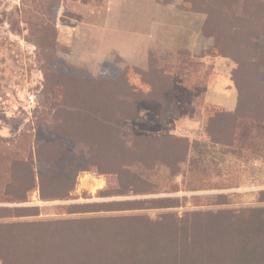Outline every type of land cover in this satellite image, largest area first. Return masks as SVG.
Listing matches in <instances>:
<instances>
[{
    "label": "trees",
    "instance_id": "1",
    "mask_svg": "<svg viewBox=\"0 0 264 264\" xmlns=\"http://www.w3.org/2000/svg\"><path fill=\"white\" fill-rule=\"evenodd\" d=\"M35 1L23 0L28 13L46 14L42 0ZM185 3L205 15L202 32L213 45L203 55L229 58L236 65L237 109L206 104L204 133L213 144L231 147L239 129L248 136L264 134V0ZM49 47L56 52V43ZM55 59L56 78L35 110V121L18 136H0V203H26L36 190L42 201L69 200L78 175L86 171L115 178L110 189L100 191L102 197L153 194V159L179 174L176 163L190 155L188 138L156 137L130 127L146 103L166 116L176 87L170 72L152 58L148 71L108 61L95 77ZM132 75L140 82L134 83ZM137 164L149 174L134 172ZM261 196L264 202V191ZM169 204L162 198L94 204L90 211L70 206L68 211L174 207ZM31 210L0 207L17 217L31 215ZM0 264H264V207L162 213L155 219L139 214L6 225L0 228Z\"/></svg>",
    "mask_w": 264,
    "mask_h": 264
},
{
    "label": "rangeland",
    "instance_id": "2",
    "mask_svg": "<svg viewBox=\"0 0 264 264\" xmlns=\"http://www.w3.org/2000/svg\"><path fill=\"white\" fill-rule=\"evenodd\" d=\"M138 1L142 0H92L88 3L79 0H42L39 4L47 8L46 14L41 15V12L29 14V4L26 5L23 0H0V136H18L35 121V110L39 108L41 99L49 95L51 80L56 78L57 71L53 66L58 65L59 61L55 57L74 66L70 60L75 54L65 43L67 34L63 30L66 27H76L72 37L74 44L80 34V40L75 44L78 45L79 59L76 58L91 64L100 62V57H95V53L101 52L104 56L102 52L109 49L111 37L120 38L122 31L133 29L136 21L133 6ZM159 2L165 3L157 14L160 20L164 19L165 25L160 22L158 38L162 44V39L167 37L168 45L175 47V50L168 53L159 51L154 60L156 65L170 72L176 87L171 93L165 117L160 116V109L156 105L146 103L137 121L130 123V127L136 133L156 137L171 135L188 138L190 155L186 162L176 163L179 174H176L175 168L161 165L158 159H153L156 165L153 173L157 179L151 188L155 193L102 197L100 191L110 189L115 178L90 171L82 172L77 177L76 189L69 200L42 201L36 190L26 203H0L1 208L32 209L28 212L31 215L20 217L15 215L18 214L15 211H0V228L73 218L142 214L155 219L162 213L182 216L194 210L232 209L240 212L264 207V202H261V192L264 191V134L248 136L239 129L236 131L237 141L231 147L213 144L207 134L200 131L204 121L206 89L220 72L229 76L225 66L230 68V62L220 58L222 64L218 67L216 57L207 55L200 59L202 61L187 63V51H178V47L186 48L189 45L195 48V55H192L196 56L202 53L201 48L213 45V39L202 32L205 15L190 10L185 0ZM57 6L56 16L54 10ZM130 6L132 9L129 12L123 11ZM90 37L92 41L87 40ZM51 42L56 43V52L49 47ZM111 61L118 62L122 69L128 67L125 60L116 58ZM74 67L97 77L103 65ZM131 79L134 83L140 82L135 75ZM140 166L137 164L132 170L147 176L149 169ZM95 180H101L103 185L91 191L90 185ZM162 198L169 200L174 207L158 208L157 205L156 208L138 211L72 214L68 211L70 206H83L81 211H90L89 205L94 204Z\"/></svg>",
    "mask_w": 264,
    "mask_h": 264
},
{
    "label": "crops",
    "instance_id": "3",
    "mask_svg": "<svg viewBox=\"0 0 264 264\" xmlns=\"http://www.w3.org/2000/svg\"><path fill=\"white\" fill-rule=\"evenodd\" d=\"M141 3L142 5H140ZM163 4L165 3H160L159 0L138 1L137 5L133 6V9H135L133 17L135 16L134 19H136V21L133 23V29L128 32L122 31L120 33V38L111 37L109 40L111 43L109 45V49L102 52L104 56L101 55V52H96L97 54L95 53L94 55L95 57H100L99 59H101V61L94 62L93 64L78 60V45L75 44L80 40V34H78V39L74 44L72 37L76 27H66L65 30H63L64 33L67 34L65 43L66 45H69V48L75 54V56H72V59L70 60L71 64L78 67L101 66L105 61H111L117 58L120 60H125L127 62V66H133L140 69L149 67L151 65V59H155L159 51H166L168 53L170 50H175V47H170L168 45L169 41L167 37L162 39V44H160L158 38V34L160 33L158 30L160 22L162 25H165L164 19L160 20L157 16L160 11V7H164ZM131 9L132 8L130 6V8H127L123 11H126L127 13ZM87 40L92 41L93 38L90 37ZM208 49L209 48L206 46L203 49L201 48L202 53L197 54L196 56L192 55V53L195 51V48L192 49L189 45H187L186 48L178 47L177 50H186L189 54V59L202 61L200 59L206 57L203 54ZM86 52L89 53L90 51L86 50ZM220 58L223 59V61L227 60L230 62V68L225 66L229 76L220 72L218 78H216L206 89L204 103L205 105L210 104L225 109L226 111L233 112L237 109L239 99L238 89L232 79V72L236 65L234 61L229 58L216 57V65L218 63V67H221L222 64V62L219 60ZM166 65L169 66L171 64ZM201 125L200 131L203 130L204 121Z\"/></svg>",
    "mask_w": 264,
    "mask_h": 264
},
{
    "label": "bare ground",
    "instance_id": "4",
    "mask_svg": "<svg viewBox=\"0 0 264 264\" xmlns=\"http://www.w3.org/2000/svg\"><path fill=\"white\" fill-rule=\"evenodd\" d=\"M103 185V182L101 180H95L91 185L90 188L92 189L91 191H96L100 189ZM90 190V189H89Z\"/></svg>",
    "mask_w": 264,
    "mask_h": 264
}]
</instances>
